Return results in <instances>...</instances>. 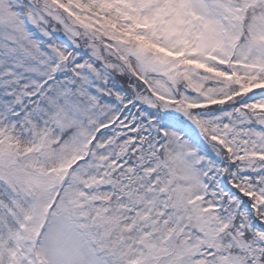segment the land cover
<instances>
[{
	"label": "snow or ice",
	"instance_id": "1",
	"mask_svg": "<svg viewBox=\"0 0 264 264\" xmlns=\"http://www.w3.org/2000/svg\"><path fill=\"white\" fill-rule=\"evenodd\" d=\"M0 264H264V0H0Z\"/></svg>",
	"mask_w": 264,
	"mask_h": 264
}]
</instances>
